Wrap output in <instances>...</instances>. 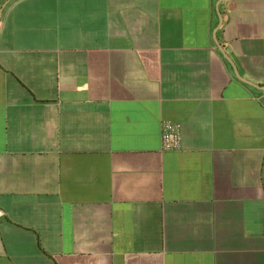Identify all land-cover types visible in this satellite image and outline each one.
<instances>
[{"label": "crops", "instance_id": "obj_1", "mask_svg": "<svg viewBox=\"0 0 264 264\" xmlns=\"http://www.w3.org/2000/svg\"><path fill=\"white\" fill-rule=\"evenodd\" d=\"M0 264H264V0H0Z\"/></svg>", "mask_w": 264, "mask_h": 264}, {"label": "built area", "instance_id": "obj_2", "mask_svg": "<svg viewBox=\"0 0 264 264\" xmlns=\"http://www.w3.org/2000/svg\"><path fill=\"white\" fill-rule=\"evenodd\" d=\"M180 126L179 124L164 121L162 124V149L176 150L180 148Z\"/></svg>", "mask_w": 264, "mask_h": 264}]
</instances>
